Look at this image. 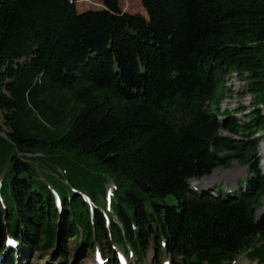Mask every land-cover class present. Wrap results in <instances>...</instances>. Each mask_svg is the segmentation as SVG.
Segmentation results:
<instances>
[{
	"label": "trees",
	"instance_id": "1",
	"mask_svg": "<svg viewBox=\"0 0 264 264\" xmlns=\"http://www.w3.org/2000/svg\"><path fill=\"white\" fill-rule=\"evenodd\" d=\"M78 1L0 0L4 264L35 251L71 264L101 243L109 264L114 245L140 262L152 250L154 264H230L245 252L264 263V0H137L147 16L120 0L80 13ZM233 77L255 97L242 121L245 108L221 109ZM89 158L115 184L108 219L62 177ZM233 159L249 173L240 196L190 188ZM79 172L92 197L105 195Z\"/></svg>",
	"mask_w": 264,
	"mask_h": 264
},
{
	"label": "rangeland",
	"instance_id": "2",
	"mask_svg": "<svg viewBox=\"0 0 264 264\" xmlns=\"http://www.w3.org/2000/svg\"><path fill=\"white\" fill-rule=\"evenodd\" d=\"M120 6L122 10L129 13H141L143 15H147L145 8L143 7L141 2H138L137 0H120ZM103 8V4L100 0H83L77 2V9L80 13L89 10V9H99ZM232 90L231 96H227V98H224L225 100H222L221 103V109L222 110H229L230 112H233L234 109L238 108H245L244 113H241L240 111L236 112L235 115L239 120H243L245 117V113H249L254 109L253 101H254V95L250 94L247 91V83L241 82L237 77L231 78L228 83H226ZM260 110L264 112V107H260ZM6 128V127H5ZM221 133L227 136H232L231 133H229L227 130L222 129ZM264 134V131L261 132ZM259 135V134H257ZM244 135H239L236 138H243ZM257 154L260 157V164H261V170L264 173V141L261 140L258 143V149ZM90 164L88 167L84 166V164H72L74 169L72 167L67 168L68 172H66L65 175H62L64 178V182L68 184L73 189H77L78 191H84L88 197V202L90 205L95 203L98 205L100 209H107L109 213H112L108 203V196L106 195L104 198V195L101 191L97 192V197H92V191L89 189V187L85 183V179L83 176L80 175V172L76 174L79 170H84L89 174V178L94 179L98 178L99 183H101L105 188L110 189L113 186V182L107 178L106 171L101 169L99 166L95 164V158H89ZM48 177V175H47ZM249 178V173L247 170V165L242 164L237 161V159H233L230 167L226 168L224 166H219L214 169V171L208 175L204 176L202 178L197 179L198 181L195 182L196 179H193L195 183L202 187H213L218 189V191H222L223 195H226V189L227 190H234L243 187L244 185H240L244 181H247ZM107 194V193H106ZM166 201L170 204L177 203V199L169 195L166 199ZM264 212V198L262 199V206L258 210V215H261ZM73 248V245L70 246ZM100 249H99V248ZM107 244L101 243V245L95 246L97 251L103 252V254L107 255ZM116 251H125L122 247L115 246ZM97 251H92L90 249H86L83 252L79 253L76 257L75 263L71 264H86V262H93V259H95L96 256H99L100 253ZM100 257V256H99ZM154 258V254L152 250L148 252V256L146 258L145 262H140L138 259H135L134 257L129 255V261L131 264H153L152 259ZM163 259V258H162ZM168 256H164V260H168ZM2 263L4 264L5 262ZM108 263V262H107ZM258 264L257 260L254 258H251L248 256V254L242 253L240 256L230 264ZM10 264V263H7ZM15 264H57L50 254H46L45 256L42 255L41 252H34L33 255L29 257V261L27 263L17 262ZM105 264V262H104ZM109 264V263H108ZM264 264V263H262Z\"/></svg>",
	"mask_w": 264,
	"mask_h": 264
},
{
	"label": "bare ground",
	"instance_id": "3",
	"mask_svg": "<svg viewBox=\"0 0 264 264\" xmlns=\"http://www.w3.org/2000/svg\"><path fill=\"white\" fill-rule=\"evenodd\" d=\"M228 82H229V81H228ZM97 252H99V251H97ZM91 262H92V261H91ZM91 262H88V261H87L86 264H91ZM245 264H248V263H245Z\"/></svg>",
	"mask_w": 264,
	"mask_h": 264
},
{
	"label": "crops",
	"instance_id": "4",
	"mask_svg": "<svg viewBox=\"0 0 264 264\" xmlns=\"http://www.w3.org/2000/svg\"><path fill=\"white\" fill-rule=\"evenodd\" d=\"M101 1V0H100ZM147 16V15H146Z\"/></svg>",
	"mask_w": 264,
	"mask_h": 264
}]
</instances>
